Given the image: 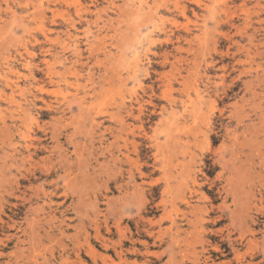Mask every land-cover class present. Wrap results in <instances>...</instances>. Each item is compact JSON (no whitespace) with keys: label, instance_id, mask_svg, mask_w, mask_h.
<instances>
[{"label":"rangeland","instance_id":"374dc122","mask_svg":"<svg viewBox=\"0 0 264 264\" xmlns=\"http://www.w3.org/2000/svg\"><path fill=\"white\" fill-rule=\"evenodd\" d=\"M232 2L239 0H18L16 16L29 14L34 20L29 18V25L22 30L4 12L6 1L0 0V222L24 225L28 203L22 196L30 186L52 190L54 209L60 203V210L75 207L71 201L81 192L105 213L102 196L114 201L119 195L104 155L85 135L93 120L117 126L110 115H117L123 103L131 104L133 115L122 116L133 134L124 137L126 142L118 140L119 150L134 158L135 145L142 160L151 164V147L159 143L163 153L177 152L179 164L193 160V170L203 183L201 192L215 200V205L224 197L219 193L226 190L225 178L230 175L237 180L241 200L236 205L243 224L234 226L233 237L239 232L253 240V247L238 248L244 254L243 264H263L264 54L254 55L253 47L262 32L249 47L236 26L242 19L254 23V12L231 16L226 7ZM7 3L14 5L12 0ZM26 61H31L32 67L27 68ZM12 84L21 90L10 89ZM137 107H141L139 111ZM21 109H26L32 120L20 128L23 136L12 132L11 142L4 127L18 121ZM39 143L46 149L32 162H19L21 157L15 158L12 152L26 146L33 151L41 147ZM47 151L54 161L48 159ZM62 151L71 166L66 180L56 177L64 174L55 164L56 154ZM151 172L145 183L138 180L147 211L160 200L163 187L162 182L154 181L161 178L160 172L150 167L143 170ZM16 181L20 182L18 189ZM226 202L233 208L231 198ZM77 217L78 213L69 211L66 236L78 232ZM229 217L224 212L223 221L207 230L224 228ZM130 227L134 232V226ZM188 238L186 242L194 240L193 236ZM206 240L213 245L220 238ZM45 244L44 250L50 245Z\"/></svg>","mask_w":264,"mask_h":264},{"label":"bare ground","instance_id":"6f19581e","mask_svg":"<svg viewBox=\"0 0 264 264\" xmlns=\"http://www.w3.org/2000/svg\"><path fill=\"white\" fill-rule=\"evenodd\" d=\"M5 1L4 12L10 14L15 27L25 30L30 22L28 19L33 20L31 15L16 16L18 0H12L14 4L12 7L8 5L7 0ZM190 1L199 2V0ZM251 10L254 12L255 22L247 24L245 22L246 19H242V23H239L236 26L237 29H235L240 31L241 36H246L249 47L253 46L257 40V33L262 32L261 39L257 40V44L253 46L256 48L254 55L257 54L262 57V54H264V0H239L238 3L232 2L230 6L226 7V12L231 16H234L237 12L244 14V12H251ZM240 19L238 18V21ZM232 22L233 20L229 23ZM237 44L239 45V43ZM257 46L261 47L263 51L259 52ZM249 49L247 48V50ZM25 66L29 68L31 61H26ZM29 75L30 77L33 76L32 70L29 71ZM27 79L25 77L26 83L31 85ZM6 87L9 88V86ZM12 88L21 90L16 84H12L10 89ZM30 97L35 98L33 94ZM71 103L74 102L72 101ZM132 108L131 104L124 105L123 103L117 115L115 113L110 115L111 121L115 122L117 126H112L111 124L105 126L104 121L93 120L90 129L86 132L88 135H85V137L89 136V140L97 143L98 151L104 155L103 162L108 166L107 170L113 173L115 191L119 198L117 197L113 201L103 195L102 200L107 206L104 213L98 210L97 204L94 205L88 196L85 195L86 193L80 192L76 200L71 201L72 204L75 202L76 208L71 204L70 209L75 214L78 213V223L75 225L78 232L69 237L65 235V231L70 227L68 222L71 219L67 218L70 211L69 208L60 210L61 203L56 205L57 208H53L55 193H52V190H43L40 187L35 188L32 186L28 189L25 188L22 200L28 203V215L24 219V225L22 226L16 221L0 222V264H156L164 258L166 260L163 264H243L245 261L244 254H241L238 248L245 245L253 247L254 245H252V238L245 239L239 232L237 237H233V231L237 224L242 223L240 206H238L241 194L236 190L235 186L237 180L235 181L233 177H229L230 175L225 178L223 186L226 190L223 193H219L224 197L220 196L222 198L221 203L215 205V200L206 197L205 194L207 193L201 192L203 183L200 182L197 176L198 172L193 170V160L185 165L184 163L179 164L177 152L163 153L159 143H155L154 147H151L153 152L151 164L142 160L135 145L132 152L135 156L134 158L130 154L119 150L118 140L133 134V132H129V128L125 124V117L122 116V114H125L126 117H131L133 115ZM139 108L137 107L138 111ZM26 112V109H21L18 112V121L10 127H4L11 142L14 141L12 132L14 131L18 135L23 136L24 133L20 128H26L28 126L27 121L32 120L30 113ZM152 112L155 113V109ZM115 116H117L116 120ZM88 119L90 120V118ZM78 124H80V121ZM142 131L144 132V129ZM65 137L68 140L70 139L68 134ZM53 138L57 140L54 135L52 136ZM126 138L122 141L126 142ZM39 145L41 144L39 143ZM45 147L41 145L40 148L34 147L32 148L33 151H31L26 146L22 151L13 148L12 152L15 158H18V155L21 157L19 162L29 163L33 161L34 156L39 151H45ZM113 150L116 151V154ZM104 152L107 153V156L103 154ZM47 153L49 154L48 159L54 161L50 151H47ZM11 157L13 156L11 155ZM65 158V151L57 153L55 156V164L64 172L63 176L57 175L56 177L62 180L67 177L68 169L71 167L70 162L68 164L67 158ZM146 167L160 172L161 178L154 181L163 183L160 200L153 205L150 211L145 210L146 201L144 200L143 187L138 183V180L145 183L144 179H151L152 172L150 174L143 173ZM27 172L29 173V171ZM50 175L51 173H47V176ZM54 182L56 183V181ZM15 183V189H18L20 182L16 181ZM148 183L150 184V182ZM236 184L238 183L236 182ZM104 185L108 193L109 186L105 182ZM228 198H231L233 208L227 205L226 201ZM95 199L97 200V198ZM38 200L41 201V205L34 202ZM91 206L93 208L89 209ZM78 208H80L79 212L76 211ZM89 210L92 211V216ZM216 212L219 215L212 218L211 216ZM224 212H228L230 216L229 225L215 231L207 230L208 226H215L219 221H223ZM57 213L58 217H56ZM43 222H45L44 226ZM130 224L134 226V232L131 230ZM183 227H186V229H183ZM102 230H104V235L101 234ZM114 236L116 237L115 240L113 239ZM189 236H193L194 240L186 242ZM213 236H219L220 240L212 245L206 240V237ZM262 238L264 242V236ZM45 242L50 244L46 250H44ZM9 245H13L12 248H9ZM223 247L224 249H222ZM225 247L229 249V253L226 252ZM156 249L161 250L155 251ZM263 249L264 243L261 253L262 263L264 264ZM7 250L9 252H6ZM229 255H232V258H229ZM253 259L254 256L251 255L250 260ZM248 264L253 263L249 262Z\"/></svg>","mask_w":264,"mask_h":264}]
</instances>
